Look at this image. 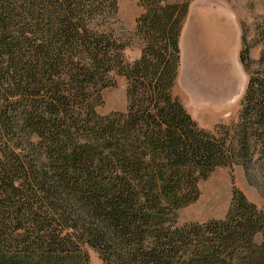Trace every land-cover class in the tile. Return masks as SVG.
<instances>
[{
    "label": "trees",
    "instance_id": "1",
    "mask_svg": "<svg viewBox=\"0 0 264 264\" xmlns=\"http://www.w3.org/2000/svg\"><path fill=\"white\" fill-rule=\"evenodd\" d=\"M138 1L128 62L120 0H0V264H91L85 245L106 264H264V209L239 188L225 217L178 221L216 168L264 173V69L236 121L202 127L175 94L190 0ZM115 75L127 110L101 114Z\"/></svg>",
    "mask_w": 264,
    "mask_h": 264
},
{
    "label": "rangeland",
    "instance_id": "2",
    "mask_svg": "<svg viewBox=\"0 0 264 264\" xmlns=\"http://www.w3.org/2000/svg\"><path fill=\"white\" fill-rule=\"evenodd\" d=\"M192 5L194 19L188 24L187 17L180 39L182 59L175 94L202 127L214 130L219 124L237 120L249 73L264 69V63H260L264 51V0H190V8ZM141 12L138 0H120L115 32L125 45L128 62L141 55L143 43L135 35ZM243 36L250 47V70L240 59ZM126 89L125 76L115 75V85L105 89L98 112H125ZM234 187L264 209V173H257L251 182L244 167L235 164L216 168L201 182L199 199L180 210L179 223L225 217ZM83 248L91 264H106L97 249L89 245Z\"/></svg>",
    "mask_w": 264,
    "mask_h": 264
},
{
    "label": "crops",
    "instance_id": "3",
    "mask_svg": "<svg viewBox=\"0 0 264 264\" xmlns=\"http://www.w3.org/2000/svg\"><path fill=\"white\" fill-rule=\"evenodd\" d=\"M194 7L193 5L191 6L190 10H189V14H188V19H187V23L189 24L190 21H193L194 19V16H193V13H194ZM193 16V17H192ZM189 21V22H188Z\"/></svg>",
    "mask_w": 264,
    "mask_h": 264
}]
</instances>
